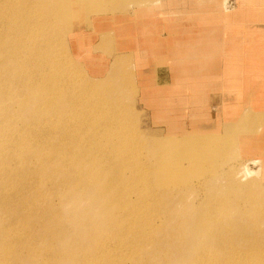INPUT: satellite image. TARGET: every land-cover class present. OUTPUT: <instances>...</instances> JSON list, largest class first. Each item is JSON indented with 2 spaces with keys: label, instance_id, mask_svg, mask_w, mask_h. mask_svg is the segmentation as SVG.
Masks as SVG:
<instances>
[{
  "label": "rangeland",
  "instance_id": "obj_1",
  "mask_svg": "<svg viewBox=\"0 0 264 264\" xmlns=\"http://www.w3.org/2000/svg\"><path fill=\"white\" fill-rule=\"evenodd\" d=\"M241 1L256 3L253 1L257 0ZM259 1L264 3V0ZM237 3V0H222L221 15L228 19L247 14L252 16L253 20H264L262 11H246L241 7L235 11ZM166 4L164 5V0H0V25L4 21L11 30L0 31V88L5 91V94L0 96V110L5 112L1 119L4 120L3 123L10 121L7 126L11 124V120L12 123L15 122L14 126H6L5 130L4 126L2 132L10 133L18 125L21 126L22 122L17 120L20 118L25 122L22 126L34 131L32 138L38 137V134L41 137L42 133L49 135L48 144L43 142L44 138H40L42 140L38 139V146L29 149L32 154L30 161L36 164H33L31 169L25 168L31 172L22 178L24 181L13 180L9 170L11 179L0 183V190L8 188V194L3 196L9 197L0 203L6 208L3 213L0 210V243L10 240L13 246H16L22 242L19 247L16 246L12 255L9 256L8 253L5 256V264H48L47 253H50L54 264H78L84 260L81 259L87 252L88 241L83 231L78 229L80 223L88 222L90 228L93 224L90 219L94 216L96 223L99 217L101 225H105L104 229H107L108 216L114 213L110 212L113 206L103 210L101 205L98 206L100 203L95 202V195H98L96 191L101 185L99 182L107 178V167L103 166L104 164L99 166L98 162L93 164L91 160L104 154L102 149H96V144H93L102 138L107 141L111 136L118 146L120 144L119 147L124 153H130L129 156L134 157L133 159L132 156H127L132 160L129 162L126 158L127 166H137L141 163L137 167H142L148 164L147 167L151 170H147L150 172L147 175L143 174L148 176V179L142 175L149 181L153 193H150V198L159 197L158 200L153 198L156 203L151 199L150 204L154 203L155 206L149 204L150 209L153 207L152 212L162 213L161 219L164 220L160 227L162 229L152 239L153 243L164 232L161 247L164 248L163 255L158 256V252L153 251V264H212L213 262L206 259L207 252L215 264H248V261L254 258L250 246L259 248L260 254H264V148L259 152L255 149L257 133L242 138L239 136L245 129L251 130L257 119L243 116L232 124H223L219 116L215 120L211 117L201 120L197 113V104L187 101L179 106V114H170L174 118L164 122V17L172 21L183 16L184 10L173 7L175 3L168 6ZM13 6L25 10L32 21L42 28H47L45 30L36 27L34 34L44 38L41 42L43 44L39 43L34 48L43 50L44 54L51 52L57 62L55 64L51 61V64L62 65L71 73L67 78V85L70 89L75 88L73 91L77 92L75 95L66 94L68 99L64 97L60 101L62 105L58 103L50 106L47 99L42 97L34 102L33 96L37 94L27 86V82L35 79L36 85H46L49 81L34 72L35 70H29L22 65V62L29 59L27 56L33 50L29 43H33L38 37H26L21 41V36L28 32V26L24 24L20 11L9 17L8 11ZM50 7L54 13L46 15ZM43 15L54 22L52 27H48L50 22L41 21ZM94 22H104L108 29L100 33L101 35L99 32L95 34ZM75 31L84 34V49L79 50L84 52L80 55L71 46ZM92 35L95 36L91 37ZM49 38H52L51 42ZM131 38L136 41L138 39L141 45L137 44L130 50H117L120 48V42ZM47 43L50 49L46 47ZM12 48H15L14 53L10 52ZM45 48L47 49L44 50ZM3 50L10 56L3 59ZM113 53L115 54L110 59L109 54ZM99 54H102L103 69L92 70L89 65L91 61H87L86 57L94 59ZM39 66L40 64L37 68ZM61 88L65 89L64 85ZM19 93L23 94V97L15 99V95ZM73 98L76 99L75 102ZM54 99L56 97H53ZM211 104L218 105V101L213 100ZM76 106L81 108L77 109ZM83 109H86L84 113L80 111ZM72 110L75 112L72 113ZM248 110L245 108L244 112ZM97 115L105 121L103 128L108 129V132L103 133L105 138L102 137V131L98 133L99 130L91 125L92 121L98 118ZM77 118L78 121H88L83 127L72 124V127H66L68 125L60 123L64 120L70 124ZM248 120L251 122L250 126L241 124ZM51 121L54 129L48 128ZM87 123L92 128L88 127ZM87 131L91 133L88 138L85 136ZM64 132L69 133L73 142L83 143L73 145L72 150H91L87 157L76 162L79 174L76 179H80V185L77 187L72 186V182L77 180L71 178V174L58 165L64 160L62 151L58 150L59 147L65 146L62 144ZM95 133L99 135L92 138ZM109 134L112 135L109 137ZM161 141L163 146L165 143L168 147H162V143L161 147L158 146ZM171 143L174 145H170ZM52 145L56 147L53 151L50 150ZM117 156L118 154H114L111 157L116 160ZM2 159L0 156V160ZM19 164L8 160L7 167L14 168ZM110 174L113 179L121 176L113 169ZM123 180L114 185L115 188L118 185L122 187L120 193H123L124 188V192L131 191L129 189L132 187L134 191H137L135 188L140 189L139 186L135 187L137 182ZM25 182L27 187L22 188L23 192H18L16 189ZM33 193H36L34 196L39 200L33 198ZM108 194L111 195V192ZM10 200L12 202H9ZM134 200L135 203L139 201ZM18 201L24 203L25 214H19L17 217L10 211V207L15 206ZM130 201L133 203V200L128 202ZM138 204L140 206V201L134 205ZM38 205L44 208L38 210ZM125 208L127 210L129 207ZM123 209L124 207H121V211ZM38 215L40 217L36 220ZM55 216L58 218L60 234L42 226L48 225ZM191 222L196 223L192 231L198 233L200 240H190L187 233L177 238L174 231ZM215 222L225 228H218L222 231L221 234L209 238L211 233L203 232L202 226ZM13 226L15 233L23 234V238L15 236L13 239L10 233ZM126 232L123 234L129 233ZM82 242L86 249L79 252L82 250L79 248ZM12 250L13 247L10 251Z\"/></svg>",
  "mask_w": 264,
  "mask_h": 264
},
{
  "label": "bare ground",
  "instance_id": "obj_2",
  "mask_svg": "<svg viewBox=\"0 0 264 264\" xmlns=\"http://www.w3.org/2000/svg\"><path fill=\"white\" fill-rule=\"evenodd\" d=\"M13 7L15 10L13 9ZM13 7L10 11H8L10 13L9 17L15 15L16 11H20L24 17V24L26 26H28V32L24 33L21 36V41H23L26 37H38L36 40L32 41L33 43H29L31 45V47L33 48V50H32V52H30L31 54H29L27 56V58H29V59L22 62V65L29 70H35L34 72H38L39 74H41L43 79L46 78V80L49 81V83L46 85H43V84H37L36 85L35 79L27 82V86L29 88H31V90L33 89L35 94H37V95L33 96L35 98L34 102L37 101V98L42 97L43 99L44 98L47 99L48 105H50V106H52V104H58V103L60 105H62V102H60V101H62L64 99V97L67 98L66 94L70 93V94L75 95L76 94L75 92H77V91H73L75 88L70 89L69 88L70 86L67 85L69 83L67 78L69 77V74H71V73L68 71V69H66L62 65L56 66V65L51 64V61L53 63L57 64V62L54 60V57H53L51 52L44 54L43 50L40 51L41 49H37V48L35 49L34 48V46L38 45L39 43L43 44L41 42H42L44 37H39L36 34H34L35 31L37 30V28H42V27L30 19L28 12H26L25 10H22V9L20 10V8L17 9L16 6H13ZM47 10H49V11L46 13V15H50V14L54 13V10L52 9V7H50V9H47ZM6 11H7V7H6ZM46 15L42 16L41 21L50 22L48 27H52L54 22L50 18H48ZM5 26L6 25L4 24V21H3V23L0 25V31H11L10 28L7 27L8 25L6 26L7 28H5ZM42 29H45V28H42ZM46 34H47V32L44 35H46ZM49 41L51 42L52 38H49ZM46 47L47 48L50 47L48 45V43L46 44ZM47 48H45L44 50H46ZM3 52H4L3 59L10 56L6 51L3 50ZM10 52L14 53L15 48H12ZM50 53H51V55H49ZM39 64H40V66H39V68H37ZM32 66H35V68H32ZM20 75L22 76V74H20ZM124 75L126 76V78H128V75L125 74V72H124ZM66 80H67V83L65 84ZM15 81H16V77H14V82ZM58 82H60V84H57ZM62 85H64L65 89L61 88ZM68 89H70L71 91L70 90L68 91ZM33 90H32V92H33ZM4 94H5L4 89L0 88V96H3ZM74 95H72V96H74ZM20 96L23 97V94L19 93V94L15 95V97H16L15 99H17ZM72 96L70 98H72ZM53 97H56V99L53 100ZM75 98H78V97L75 96ZM75 100L76 99H74V102H75ZM79 102H81V101L79 100ZM63 104L66 105L65 103H63ZM76 105H78V104L76 103ZM77 107L78 106H76V108ZM73 108H74V106L72 107V109ZM80 108H77V109H80ZM83 108H84V106H83ZM80 111H83V113H84V111H86V109L85 110L83 109ZM74 112H75V110H74ZM74 112L72 110V113H74ZM77 112L80 113L79 111H77ZM4 115H5V112L0 110V156L3 158L2 160H0V183L3 180H5V182H6L8 179L9 180L11 179L10 175L8 173L9 170L12 173L13 180L16 181V180L21 179L20 181H22L23 180L22 178H25L31 172V170H28L25 168L31 169L32 165L36 164V162L32 163L30 161L32 154L30 153L29 149L32 148L33 146H38V143H39L38 139H40V138H44L43 142L48 144L49 135L48 134L45 135L44 133H42L43 136L40 137V134H38L39 136L38 135L37 136L39 138L38 137L32 138L34 135L33 134L34 131H30L25 126H22L23 124H25V122L22 121L20 118H17V120L18 121L20 120L22 122L21 126L18 125L17 128L10 133L9 132L3 133L2 131H3L4 126H5L4 130H5L7 128H10V126H12L13 124H15L14 121L12 123V120H11L12 125L11 124L9 125L10 121H7V122H9L8 123L9 126H7V122H4L5 123L4 124L3 123L4 120L1 119L4 117ZM97 117L98 118H96L92 121L91 125L93 126L94 129L99 130L98 133H100V131H102V137H104L103 133L108 132V129L103 128L105 121L102 120L101 118H99L98 115H97ZM82 118H83V116H82ZM87 121L88 120H83V119H80L78 121V118H77V119L72 120L70 124H69V122L64 121V120H62L60 123L68 125L66 127H72L71 124L73 126L78 125L79 127H83ZM241 124H245L243 126H247V125L250 126L251 122L248 120V122L246 121L245 123H241ZM55 125H56V123H55ZM6 126H7V128H6ZM48 126H49L48 127L49 129L50 128L54 129V124L52 121L48 123ZM87 126L92 128L91 126L88 125V123H87ZM36 129H38V127ZM68 129H72V128H68ZM105 130H107V131H105ZM36 132L39 133L38 131H36ZM113 132H112V134H113ZM90 134L91 133L87 131V135H85V136L87 137ZM112 134H109V137ZM98 135L99 134L95 133L92 138H94L95 136L97 137ZM64 136L65 137L63 139L62 144L65 146H63V148L59 147V149H58L59 151H62L61 153H63V155H64V157H63L64 160H61L58 163V165H60L61 168H63L64 170H67L68 173L71 174V178H73L76 181L77 180L76 178L79 177L78 171L76 169V162L79 161L81 158L87 157L89 154L88 152H90L91 150L84 151L85 148L83 150L84 152L81 149H79V150H81L80 152L78 150H77L78 152L76 150H72L73 145L77 144L79 141L73 142L72 141L73 138L71 136H69V133H67V132H64ZM111 137H110V139H107V141H105V139H103V138H102V140L94 139L97 141L93 145L96 144V146H95L96 149H98V150L102 149L101 152L104 154H101L96 159L91 158V160H93L92 161L93 164H94V162L95 163L98 162L99 166H100V164H104L103 166L107 167V172H106L107 178H103L101 180V182H99L101 185L99 186V188L96 191V193L98 195H95V196H97L95 199V202H96V204L100 203V204H98V206L101 205L100 207L103 210H108V208H111V206H113V210H110V212H114V213H112L108 216L109 218H108L107 229H104L105 225H101L102 224L101 220H100L101 218H99V217L96 219V223L94 222V216L92 217V219H90V222L93 223L92 225H90L91 226L90 228L88 227V222L86 223L85 221H83L80 223V227L78 229H80V231H83V233L86 235L85 239H86V241H88V245H87L88 248H87V252L85 253L83 258L81 259V260H83V259L84 260L81 261V263L80 262L79 263L80 264H149V263L153 264L152 260L155 259L152 256V254L154 253L153 251H157L158 256L163 255L162 250L164 248L161 249V247H163V241H162L163 238L162 237L164 236V232L162 233L161 236H159L157 238V240H154L153 243H152V239H153V237L155 238L156 235L159 233L158 231L160 229H162L160 227H162V225L164 224V223L162 224V221L164 222V220L161 219L163 217L161 215L162 213L158 214L159 213L158 210H157L158 213L152 212L151 210L153 207H151V209H150V205L153 206L154 203H156L154 199H157V200L159 199V197L158 198L153 197L154 199L150 198L152 196V195L150 196V193H152V192H151L150 187H149V181L147 180L148 176L143 175V174L147 175V173H150L149 171H151V170L148 169V167H147L148 164L146 165L143 163L144 165L142 164L143 165V166L141 165L142 167H137V166H140L141 163L137 164V161H135L137 166L133 165L134 160L132 162L133 164L131 163L133 166H130V164H128V166H127L126 158L128 159L127 156H129L130 153H128V154L124 153L121 150V147H119L120 144L118 146L116 141L114 139H111ZM99 139H101V138H99ZM40 140H42V139H40ZM158 143H159L158 146H160V147H161V145H162V147H164V146L168 147V144H165V143L163 146L162 141L158 142ZM82 144L83 143L79 142L78 145H82ZM170 145H174V144L171 143ZM53 147H50L51 151H53L56 148L55 146H53ZM88 148H91V147H88ZM82 149H83V147H82ZM116 150L119 153L116 152ZM114 154H118L116 160L111 157ZM119 155H120V157H119ZM130 156H132V155H130ZM133 159H134V157H133ZM157 159H158V157H157ZM8 160H13L14 162H19L20 164L17 167L8 169V167H7ZM189 160H190V158H189ZM128 161L131 162L132 160L128 159ZM106 162L109 163V165H107ZM189 162H191V161H189ZM73 165H74V167H73ZM77 168H80V167H77ZM112 169L115 171H118L119 174H121V176L113 179V177L110 174ZM147 170H149V171L147 172ZM142 175L144 177H146L147 179H145ZM65 178H66V176H65ZM123 179L130 181V183H132L133 181H135V183L137 182V184H135V183H133V184H135V187L139 186L140 189L135 188L137 191H134V187H132L130 189L128 188L131 191L126 192L127 191L126 190L124 192V190H125V188H124L123 193L122 192L120 193L119 191H120L121 186L118 185L117 188H115L114 185L117 181H118L117 182V184H118L119 180H123ZM123 181L126 183L125 180H123ZM79 182H80V179H78L76 182H72V186L73 187L79 186L80 185ZM130 183H128L129 186H130ZM133 184H131V186H133ZM26 187H27V184L25 182L22 185H20L19 188H17L16 190L18 192H23L22 188H26ZM36 187L40 189V187L38 185H36ZM7 189L6 190H3V189L0 190V203L3 202L2 200H7L9 198V197L7 198V197L3 196V195L8 194ZM109 191L111 192L112 196L110 194H108ZM34 194H36V193H33V198H36L37 200H39L36 196H34ZM134 199H138L140 201V206H139V204H138V206L134 205V204L139 203V201H136L137 203H135ZM151 199H153L154 203L150 204V202H152ZM129 200H133L134 204L131 203L132 201L128 202ZM9 202H12V201L10 200ZM108 204H110V205H108ZM159 204H161V203H159ZM219 206H221V205H219ZM121 207H124L125 210L123 209L124 211L123 210L121 211ZM125 207H129V208L126 210ZM130 207H132V208L130 209ZM134 207H138V209H135ZM24 208H25L24 203H22L21 201H18L15 204V206L10 207V211L14 212V214H16V216L18 217L19 214H25V212L23 210ZM40 208H44V207H42V205H41V207L38 205V210ZM133 208L135 210H133ZM139 208H140V210H139ZM143 208H144V210H143ZM5 209L6 208L4 207V205L0 204V210L2 211V213L5 212ZM145 209H147V210H145ZM36 211H37V207H36L35 212ZM154 211H155V209H154ZM105 214H107V213L105 212ZM188 215H190V212L188 213ZM37 217H40V215L36 216V220H38ZM104 217H107V216H104ZM195 224L196 223L191 222L190 224L187 223L184 226L179 227L177 230L174 231L176 237L177 238L182 237L184 235V233H187V235L191 238V239L189 238L190 240H192V239L193 240H198V239L200 240L201 237L198 235V233H196L195 231H192V228L195 226ZM219 224H216V222H215V223H211V225L202 226V231L203 232L207 231L208 234L211 233V236L210 235L208 236L209 238L213 237L214 235H218V233L220 235L222 231L218 230V228H225V227H223L222 225H219ZM58 225H59L58 218H57V216H55L49 222L48 225H42V226L47 227V229L54 230L56 232V234H60L61 229L59 232L58 231V229H59ZM14 228H15V226L12 227V229H11L12 232H10L13 235V239L15 238V236H17L20 239L23 238V234L19 235V234H17V232L15 233ZM119 231L122 233V235ZM123 231H125L126 233H128V231H129V233L127 235H125V234H123V233H125ZM118 233H120V235H118ZM126 237H127V239H126ZM214 237H216V236H214ZM82 243H80V247H79L82 250L79 252H84L86 249L84 242H82ZM21 244H22V242H19L16 246L19 247ZM16 246L15 245L13 246V243L10 240L8 242H3L2 244L0 243V264H5L4 263L5 256L8 253H9V256L12 255ZM81 246H83V247H81ZM12 247H13V250L10 251ZM250 249H252V255L254 256V258L252 260H249L248 264H264V254H262V255L260 254V252L258 250L259 248H254V247L250 246ZM173 251L175 252V247H174ZM125 253H128V254H125ZM206 254H207L206 259L210 260L211 263L213 262L215 264V262L212 261L211 255L208 252ZM46 258L49 261L48 264H54V261H53L52 257L50 256V253L46 254ZM229 262L231 263V261H229ZM216 264H219V263H216Z\"/></svg>",
  "mask_w": 264,
  "mask_h": 264
},
{
  "label": "crops",
  "instance_id": "obj_3",
  "mask_svg": "<svg viewBox=\"0 0 264 264\" xmlns=\"http://www.w3.org/2000/svg\"><path fill=\"white\" fill-rule=\"evenodd\" d=\"M221 1L164 0V5L175 3L173 7L184 9L183 16L172 21L164 17V122L174 118L170 114H179V106L187 101L197 104L201 120L219 116L223 124H232L243 116L257 119L251 130L239 136L257 133L255 149L259 152L264 148V20H253L247 14L227 19L221 15ZM237 1L235 11L241 7L264 12L259 0ZM107 29L104 22H94L95 34ZM83 36L75 31L71 39L79 55L84 52L79 51L84 49ZM137 41H122L117 50L134 49L141 45ZM114 54H109L110 59ZM101 55L86 57L92 70L103 69ZM213 100L218 105L212 106ZM245 108L250 111L244 112Z\"/></svg>",
  "mask_w": 264,
  "mask_h": 264
}]
</instances>
